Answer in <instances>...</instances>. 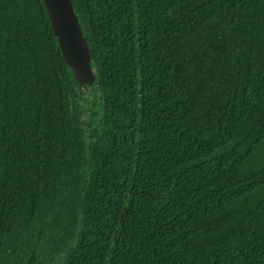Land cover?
Masks as SVG:
<instances>
[{"label":"trees","instance_id":"trees-1","mask_svg":"<svg viewBox=\"0 0 264 264\" xmlns=\"http://www.w3.org/2000/svg\"><path fill=\"white\" fill-rule=\"evenodd\" d=\"M70 3L91 84L0 0V264H264V0Z\"/></svg>","mask_w":264,"mask_h":264},{"label":"water","instance_id":"water-1","mask_svg":"<svg viewBox=\"0 0 264 264\" xmlns=\"http://www.w3.org/2000/svg\"><path fill=\"white\" fill-rule=\"evenodd\" d=\"M42 2L63 62L71 69L75 82L93 83L95 75L90 67V50L70 0H42Z\"/></svg>","mask_w":264,"mask_h":264},{"label":"rangeland","instance_id":"rangeland-1","mask_svg":"<svg viewBox=\"0 0 264 264\" xmlns=\"http://www.w3.org/2000/svg\"><path fill=\"white\" fill-rule=\"evenodd\" d=\"M85 118H86V115L83 116V119H85Z\"/></svg>","mask_w":264,"mask_h":264}]
</instances>
